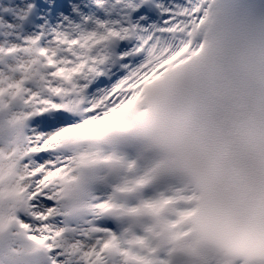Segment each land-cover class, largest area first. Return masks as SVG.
I'll return each mask as SVG.
<instances>
[{
    "label": "snow or ice",
    "instance_id": "1",
    "mask_svg": "<svg viewBox=\"0 0 264 264\" xmlns=\"http://www.w3.org/2000/svg\"><path fill=\"white\" fill-rule=\"evenodd\" d=\"M0 264H264V0H0Z\"/></svg>",
    "mask_w": 264,
    "mask_h": 264
}]
</instances>
